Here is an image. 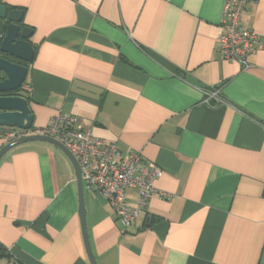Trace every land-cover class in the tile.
Returning <instances> with one entry per match:
<instances>
[{
    "label": "crops",
    "instance_id": "1",
    "mask_svg": "<svg viewBox=\"0 0 264 264\" xmlns=\"http://www.w3.org/2000/svg\"><path fill=\"white\" fill-rule=\"evenodd\" d=\"M224 2L0 0L33 29L23 85L33 128L68 113L163 170L127 231L84 186L99 264H264V52L246 67L222 57ZM241 24L264 32V0L246 5ZM137 196L127 190L129 207ZM0 247V264H91L74 167L59 147L32 141L1 158Z\"/></svg>",
    "mask_w": 264,
    "mask_h": 264
},
{
    "label": "built area",
    "instance_id": "2",
    "mask_svg": "<svg viewBox=\"0 0 264 264\" xmlns=\"http://www.w3.org/2000/svg\"><path fill=\"white\" fill-rule=\"evenodd\" d=\"M258 0H225L217 36V49L224 59L236 60L245 67L248 57L264 52V32L241 24L242 13L249 2ZM207 102L221 101L218 90H204ZM8 142L27 134H41L62 142L77 158L84 186L105 197L116 211V220L123 231L132 227L139 214L148 206L156 192V181L162 168L147 160L140 152L123 154L117 145L99 138L77 120L74 115L56 113L49 125L24 130L4 128ZM137 189L134 207L127 204L128 189Z\"/></svg>",
    "mask_w": 264,
    "mask_h": 264
},
{
    "label": "water",
    "instance_id": "3",
    "mask_svg": "<svg viewBox=\"0 0 264 264\" xmlns=\"http://www.w3.org/2000/svg\"><path fill=\"white\" fill-rule=\"evenodd\" d=\"M23 14L24 12L20 8L0 3V50L30 64L35 56V48L30 41L33 29L24 24ZM28 71V65L12 63L0 57V73L3 72L6 76L4 80L0 79V127H17L24 130L33 128L34 115L27 96L20 93L10 94L23 88ZM32 141L48 142L59 147L71 161L76 176L79 215L86 251L90 263L99 264L93 253L87 229V210L82 171L73 153L62 142L53 137L41 134H27L7 142L0 149V160L8 151L16 146Z\"/></svg>",
    "mask_w": 264,
    "mask_h": 264
},
{
    "label": "flooded vegetation",
    "instance_id": "4",
    "mask_svg": "<svg viewBox=\"0 0 264 264\" xmlns=\"http://www.w3.org/2000/svg\"><path fill=\"white\" fill-rule=\"evenodd\" d=\"M0 43H1V38H0ZM0 57L1 58H3V59H5V60H7V61H10V62H12V63H16V64H21V65H28V63H26L25 61H23V60H21V59H18V58H16V57H14V56H12V55H10V54H8V53H5V52H2L1 50H0ZM6 78V76H5V74L3 73V72H1L0 73V79L1 80H4ZM18 94V93H20V94H24V92H23V88L20 90V91H15V92H12V93H10V94ZM25 95V94H24Z\"/></svg>",
    "mask_w": 264,
    "mask_h": 264
},
{
    "label": "trees",
    "instance_id": "5",
    "mask_svg": "<svg viewBox=\"0 0 264 264\" xmlns=\"http://www.w3.org/2000/svg\"><path fill=\"white\" fill-rule=\"evenodd\" d=\"M1 248V247H0Z\"/></svg>",
    "mask_w": 264,
    "mask_h": 264
}]
</instances>
